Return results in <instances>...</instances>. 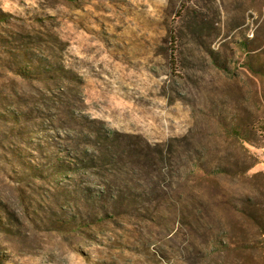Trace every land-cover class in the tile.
I'll return each instance as SVG.
<instances>
[{"label":"rangeland","instance_id":"obj_1","mask_svg":"<svg viewBox=\"0 0 264 264\" xmlns=\"http://www.w3.org/2000/svg\"><path fill=\"white\" fill-rule=\"evenodd\" d=\"M0 264H264V0H0Z\"/></svg>","mask_w":264,"mask_h":264},{"label":"trees","instance_id":"obj_2","mask_svg":"<svg viewBox=\"0 0 264 264\" xmlns=\"http://www.w3.org/2000/svg\"><path fill=\"white\" fill-rule=\"evenodd\" d=\"M109 160V156L108 155H106V156H103V161H108Z\"/></svg>","mask_w":264,"mask_h":264}]
</instances>
